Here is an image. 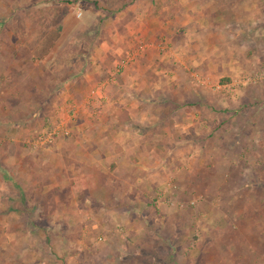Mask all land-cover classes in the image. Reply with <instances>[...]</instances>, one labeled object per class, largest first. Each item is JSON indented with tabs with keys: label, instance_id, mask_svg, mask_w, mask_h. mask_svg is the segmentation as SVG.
<instances>
[{
	"label": "rangeland",
	"instance_id": "rangeland-1",
	"mask_svg": "<svg viewBox=\"0 0 264 264\" xmlns=\"http://www.w3.org/2000/svg\"><path fill=\"white\" fill-rule=\"evenodd\" d=\"M210 14L223 33L242 35V72L230 84L213 76L197 130L178 133L189 143L170 161L140 164L146 174L135 166V178L118 181L109 156L98 157L107 188L86 195V172L71 169L96 165L87 151L102 148L90 131H74L86 121L74 101L46 97L30 114L0 110V158H20L17 179H6L17 193L0 191V264H264V0H0V27L33 45L38 59L54 55L55 74L79 52L91 58L103 26L185 30ZM102 101L88 120L99 122ZM61 142L71 144L66 162Z\"/></svg>",
	"mask_w": 264,
	"mask_h": 264
},
{
	"label": "crops",
	"instance_id": "crops-1",
	"mask_svg": "<svg viewBox=\"0 0 264 264\" xmlns=\"http://www.w3.org/2000/svg\"><path fill=\"white\" fill-rule=\"evenodd\" d=\"M214 16L210 14L197 20L191 18L185 30L176 25L163 30V25L158 24L151 31L143 26L132 28L129 23L122 34H115L113 31L116 29L103 26L98 43L92 50V57L84 60L83 54L77 53L76 49L74 53L78 57L62 62L61 74L52 71L54 55L38 59L33 45L12 42L13 30L1 26L0 110L6 112L10 108V113L26 111L30 114L46 97L72 100L80 112L81 121L86 120L79 124L76 121L74 131H78V134L90 131L92 138L89 141L98 143L103 152L92 151L90 154L87 151L94 158L87 156L79 162L88 163L87 158L97 162L98 157L108 155V160L104 161H110L118 181L135 178L141 169L146 174L147 168L140 164L155 161L160 165L170 161L179 143H189L188 138H184L186 142L179 141L178 133L197 130L198 126L195 125L200 124L197 116L205 113V100L209 98L207 87L213 76L230 84L242 72L237 55L242 51V35L236 30L223 33L215 27L218 21ZM213 17L214 21L211 20ZM95 20L98 22L97 18ZM3 32H6V38L12 37L11 41L3 38ZM57 47L59 50L64 49L59 41L55 45ZM117 68L122 69L120 75ZM89 98L92 101L103 100L100 103L99 122L88 120V110L92 109V104L99 107L95 100L92 102ZM4 99L8 100L9 106H5ZM24 102L34 103L24 105ZM61 106L66 107L64 104ZM42 107L40 104L38 108ZM180 114H185L186 118L180 121ZM94 132H98V137H95ZM171 132H175L176 136L173 137ZM81 136L86 137V134ZM85 137L82 140L86 141ZM70 145L61 142L57 147V152L65 162ZM0 147L5 146L0 143ZM7 150L10 151V148ZM15 156L10 151V154L0 158V191L10 195L17 193L6 181L18 177L15 165L20 162V158ZM101 164L98 161L96 165H89L77 172L70 169L77 176L83 170L86 172V186L91 174L100 173L105 177L101 186L107 188V170ZM122 166L125 169L128 167L125 172ZM135 166L140 170L134 169ZM29 170L32 169L26 167L24 173L28 174ZM77 176L73 179L76 180ZM93 185L94 182L91 187ZM102 187L99 188L101 193L104 191ZM89 188L86 187V195H97ZM42 190L45 193L46 190ZM105 192L111 194L108 189Z\"/></svg>",
	"mask_w": 264,
	"mask_h": 264
},
{
	"label": "trees",
	"instance_id": "trees-1",
	"mask_svg": "<svg viewBox=\"0 0 264 264\" xmlns=\"http://www.w3.org/2000/svg\"><path fill=\"white\" fill-rule=\"evenodd\" d=\"M229 81V80H228ZM94 182V185L93 187H91L92 183ZM103 182H105V177L103 175H101L100 173H94V174H91L90 175V179H89V182H88V186L90 187V191L91 189L94 191V192H100L101 190L99 188H101ZM98 194V193H96Z\"/></svg>",
	"mask_w": 264,
	"mask_h": 264
},
{
	"label": "built area",
	"instance_id": "built-area-1",
	"mask_svg": "<svg viewBox=\"0 0 264 264\" xmlns=\"http://www.w3.org/2000/svg\"><path fill=\"white\" fill-rule=\"evenodd\" d=\"M77 16L80 18V17H82V12L79 10L78 11V14H77ZM53 134H51V136H52Z\"/></svg>",
	"mask_w": 264,
	"mask_h": 264
}]
</instances>
